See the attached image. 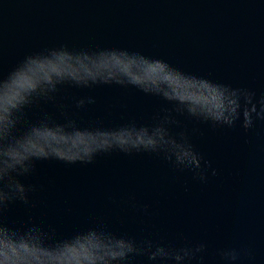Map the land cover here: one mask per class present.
I'll use <instances>...</instances> for the list:
<instances>
[{
	"label": "water",
	"instance_id": "1",
	"mask_svg": "<svg viewBox=\"0 0 264 264\" xmlns=\"http://www.w3.org/2000/svg\"><path fill=\"white\" fill-rule=\"evenodd\" d=\"M60 46L138 51L246 88L258 107L264 97V0H0V76L30 52ZM175 104L116 81L64 82L38 98L17 134L41 121L96 130L155 125L171 115L170 130L185 132L212 165L202 180L163 153L113 149L91 162L38 159L22 176L34 186L30 200L10 202L0 220L39 224L51 241L97 227L137 240L206 242L188 264H230L222 249L246 248L231 264H264V119L250 128L242 117L213 125ZM128 264L155 262L130 254Z\"/></svg>",
	"mask_w": 264,
	"mask_h": 264
},
{
	"label": "clouds",
	"instance_id": "2",
	"mask_svg": "<svg viewBox=\"0 0 264 264\" xmlns=\"http://www.w3.org/2000/svg\"><path fill=\"white\" fill-rule=\"evenodd\" d=\"M69 81L80 85L131 83L176 102L177 111L213 125L232 126L242 117L243 125L250 128L254 118L264 119V97L258 107L254 92L186 72L162 57L120 48L74 52L60 46L30 52L0 76V211L12 201L30 200L34 186L26 184L22 176L32 171L38 159L91 162L97 153L113 149L147 151L163 153L175 167L190 169L200 179H207L212 162L204 159L185 132L174 134L170 130L168 124L175 120L171 115L163 116L155 125L133 123L96 130L41 121L17 134L15 129L26 107ZM205 248L203 241L177 244L151 238L137 240L97 227L51 241L39 224L24 228L0 220V264H128L130 254L146 255L155 264H188ZM246 252V248L229 247L222 249V256L231 264Z\"/></svg>",
	"mask_w": 264,
	"mask_h": 264
}]
</instances>
